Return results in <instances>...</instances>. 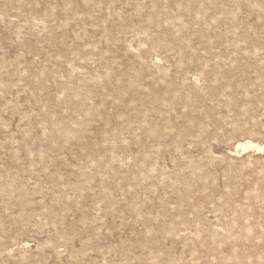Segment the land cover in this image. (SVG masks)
<instances>
[{"label":"rangeland","instance_id":"obj_1","mask_svg":"<svg viewBox=\"0 0 264 264\" xmlns=\"http://www.w3.org/2000/svg\"><path fill=\"white\" fill-rule=\"evenodd\" d=\"M264 0H0V264H264Z\"/></svg>","mask_w":264,"mask_h":264},{"label":"bare ground","instance_id":"obj_2","mask_svg":"<svg viewBox=\"0 0 264 264\" xmlns=\"http://www.w3.org/2000/svg\"><path fill=\"white\" fill-rule=\"evenodd\" d=\"M240 147L242 151H248V150H256V151H262L264 150V143H258L255 141H252L251 139H243L241 141L237 142V148Z\"/></svg>","mask_w":264,"mask_h":264}]
</instances>
